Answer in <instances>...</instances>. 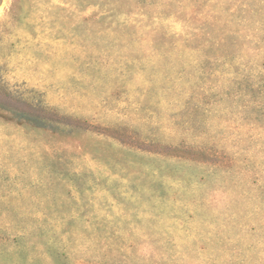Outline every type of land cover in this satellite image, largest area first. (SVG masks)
Segmentation results:
<instances>
[{"label": "rangeland", "instance_id": "obj_1", "mask_svg": "<svg viewBox=\"0 0 264 264\" xmlns=\"http://www.w3.org/2000/svg\"><path fill=\"white\" fill-rule=\"evenodd\" d=\"M0 264H264V0H0Z\"/></svg>", "mask_w": 264, "mask_h": 264}]
</instances>
